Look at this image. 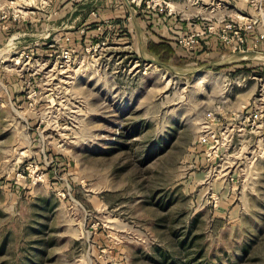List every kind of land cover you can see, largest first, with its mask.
<instances>
[{"label": "rangeland", "instance_id": "rangeland-1", "mask_svg": "<svg viewBox=\"0 0 264 264\" xmlns=\"http://www.w3.org/2000/svg\"><path fill=\"white\" fill-rule=\"evenodd\" d=\"M250 1L0 0V264H264V60L147 50Z\"/></svg>", "mask_w": 264, "mask_h": 264}, {"label": "crops", "instance_id": "crops-1", "mask_svg": "<svg viewBox=\"0 0 264 264\" xmlns=\"http://www.w3.org/2000/svg\"><path fill=\"white\" fill-rule=\"evenodd\" d=\"M223 1L226 3H229V2H233L235 0H223ZM246 1H248L247 6H249V3L252 4V1H250V0H246ZM170 7H171V5H170ZM171 8H172L173 13L172 14H169L168 12L166 13L165 18L167 20L163 21L162 24L159 25L160 26L159 27L160 33L158 31L156 32L162 38H165L169 41L171 40L173 42L174 40H176V38L179 35L188 34V33H191L195 30L202 31L203 29L207 28V26L205 25L206 23L195 24V23L190 22V21L185 22L183 18L180 19L181 22L178 21V19L176 18V13H175L173 7H171ZM238 10L239 11L235 14V17L233 19H237L238 17H242L244 15L252 16V14H254L253 8L250 9L252 11V14H249V12L247 11V8L244 10H240V9H238ZM219 22L220 23H216L217 24L216 27L222 26V23H223L222 20ZM263 32H264V26L262 24L255 26L254 29L248 33V41L245 45V47H246L245 51L234 52V51L230 50V52L246 53L247 55H243L242 58H248V57H249V59L250 58L251 59L262 58L264 60V40H262V38H261V34ZM152 36H153V34H151V38L154 39V37H152ZM203 38H202L203 43H207L205 45V47L207 49L210 48L209 46H212V48L214 49V51L216 53H218V52L222 53V50H223L222 48L224 47V45H223V43H221L220 40H218L216 37H214V35L208 34V35L203 36ZM256 54H259V55H256ZM240 60H243V59H240Z\"/></svg>", "mask_w": 264, "mask_h": 264}, {"label": "built area", "instance_id": "built-area-1", "mask_svg": "<svg viewBox=\"0 0 264 264\" xmlns=\"http://www.w3.org/2000/svg\"><path fill=\"white\" fill-rule=\"evenodd\" d=\"M259 2L262 4L261 1ZM258 3L255 4L256 7L258 6ZM157 6L162 8V2H155L152 7L153 9H156ZM258 10L261 12V9ZM167 12L172 14V8H169ZM258 14L254 13L252 16L244 15L242 17H238L237 19H230L228 21L225 20L220 27L213 25L208 26L202 31L195 30L188 34L179 35L176 38V42L181 48L191 51L199 46L203 36L212 34L230 50L234 52L245 51V45L248 41V33L252 31L255 26L259 25L260 22L264 26V15L262 13V15ZM261 38L264 40V32L261 34Z\"/></svg>", "mask_w": 264, "mask_h": 264}, {"label": "trees", "instance_id": "trees-1", "mask_svg": "<svg viewBox=\"0 0 264 264\" xmlns=\"http://www.w3.org/2000/svg\"><path fill=\"white\" fill-rule=\"evenodd\" d=\"M147 50L153 56L157 57L161 63L179 64L184 61L183 57L177 54L175 47L170 41L162 40L157 42L150 39L147 44Z\"/></svg>", "mask_w": 264, "mask_h": 264}]
</instances>
